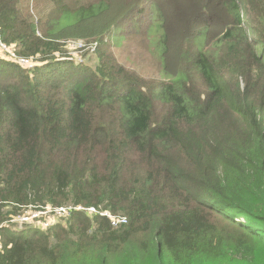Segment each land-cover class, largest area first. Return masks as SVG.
Listing matches in <instances>:
<instances>
[{"label": "trees", "instance_id": "1", "mask_svg": "<svg viewBox=\"0 0 264 264\" xmlns=\"http://www.w3.org/2000/svg\"><path fill=\"white\" fill-rule=\"evenodd\" d=\"M41 1L0 0V42L33 64L0 52V264H264V0H196L181 69L157 84L112 54L107 0ZM143 1L160 23L180 3L129 0L118 28ZM65 38L95 47L82 60ZM79 206L97 213L12 228Z\"/></svg>", "mask_w": 264, "mask_h": 264}, {"label": "rangeland", "instance_id": "2", "mask_svg": "<svg viewBox=\"0 0 264 264\" xmlns=\"http://www.w3.org/2000/svg\"><path fill=\"white\" fill-rule=\"evenodd\" d=\"M79 1L82 3L90 2L93 3L92 0H77L74 4H78ZM101 0H98V3ZM129 0H107L108 7L104 9L102 14L100 15V20L105 22L108 21L111 16H113V21L116 22L117 28L109 37L110 41V50L115 58H117L118 62L123 64L128 68L129 71L135 73L140 80L142 81H150L151 84H157L158 82L166 81L169 77V74H176L177 71L181 69V55L185 50V42L183 38H187L189 36L194 37L197 34V30L195 26L201 24L200 20L196 25L192 23V26L189 25V20L191 19V15L196 11L195 5L197 3L196 0H180L179 7L170 8V6H162L157 7L163 9V23H160V17L156 18L153 16L156 8L152 9L146 1H143L141 4V9L131 8L133 11V15L135 14V10L138 15L134 16L136 18L135 24L132 23L131 20H126L125 23L118 28V19L124 14V12L131 7L128 5L124 7V5ZM137 1V0H133ZM32 2V1H31ZM134 2V3H135ZM102 3H106V0H102ZM41 8H48L49 4L44 3L42 0L40 2ZM157 12V11H156ZM219 15L225 16L224 13L218 11ZM247 20L244 19V24ZM155 24V26H152ZM225 25L221 24L217 27L212 28L206 34L205 46L206 49L218 38L219 33L216 30H224ZM147 32V35H143ZM38 34V32H36ZM143 35V36H140ZM166 36V40L164 37ZM64 44L66 48L69 50L68 55H77L79 59L83 60V56L86 55L89 57V52L91 53L95 47V42H86L84 40H72L71 38H65ZM167 42V52L165 54L162 53L163 47L162 42ZM62 42V41H61ZM4 43L0 42V52L6 58H11L13 50L8 46L6 47V52H3ZM259 50H261L260 44ZM89 51V52H88ZM84 54V55H83ZM83 55V56H82ZM91 55V54H90ZM76 56V57H77ZM78 59V60H79ZM14 61L13 63L21 62L19 59L12 57L11 59ZM30 60V59H29ZM31 61V60H30ZM166 109L160 108L157 111V116H162L165 114ZM50 209H46L38 215L30 210H27L23 215H21V221L17 220L14 222L16 224L12 227L15 230H22L27 225H23V223H28L31 225L42 227L43 224L48 223L47 227L54 222L63 223L62 217L64 215L59 214H50ZM50 214V217L47 218H35L39 216H47ZM36 215V216H35ZM23 216V217H22Z\"/></svg>", "mask_w": 264, "mask_h": 264}, {"label": "built area", "instance_id": "3", "mask_svg": "<svg viewBox=\"0 0 264 264\" xmlns=\"http://www.w3.org/2000/svg\"><path fill=\"white\" fill-rule=\"evenodd\" d=\"M6 45H3V52H6ZM7 53V52H6ZM12 57H15L16 59H19L21 62H19L18 63V65H20V66H22L23 68H28V69H32V66H33V64H32V62L29 60V59H25V58H21V57H18L17 55H15L14 53L12 54ZM12 57L11 58H7L9 61H12L11 59H12ZM12 62H14V61H12ZM16 63V62H15ZM17 64V63H16ZM46 209H50V208H45V209H43V210H39V211H32V212H34V213H37L38 215H40L41 213H43V211H45ZM70 209H72V210H76V211H84V212H88V213H93V214H95V213H97V211H96V209L95 208H92V207H90V208H83V207H76V208H73V207H60V208H57V209H50L51 211H53V212H51L50 214H59V215H64L65 216V214L68 212V210H70ZM50 214H48L47 216H39V217H35V218H47V217H50ZM36 216V215H35ZM63 216V217H64ZM100 216H103V217H106L109 221H110V223H111V226L112 227H116V226H118V225H120V224H125L126 223V219L124 218V217H118V216H113V215H111L109 212H107V211H103V212H101L100 213ZM23 217V216H22ZM21 218V217H20ZM18 219V221L19 220H21V219ZM26 220H28V219H26ZM26 220H21V221H26ZM15 221H17V220H15ZM14 221V222H15ZM23 225H27V226H29L30 225V227H34L35 225H31V224H28V223H23ZM47 225H48V223H46V224H43L42 225V227H40L41 229H45V227H47ZM51 225V224H50ZM49 225V226H50ZM39 227V226H38Z\"/></svg>", "mask_w": 264, "mask_h": 264}]
</instances>
